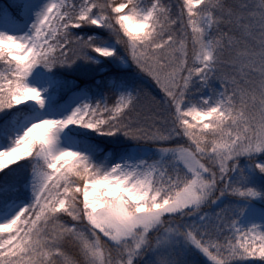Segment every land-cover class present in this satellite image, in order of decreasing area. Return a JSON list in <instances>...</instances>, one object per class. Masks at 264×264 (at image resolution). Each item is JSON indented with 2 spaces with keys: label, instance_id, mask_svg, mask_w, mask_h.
<instances>
[{
  "label": "snow or ice",
  "instance_id": "6c2138e0",
  "mask_svg": "<svg viewBox=\"0 0 264 264\" xmlns=\"http://www.w3.org/2000/svg\"><path fill=\"white\" fill-rule=\"evenodd\" d=\"M0 264H264V0L0 2Z\"/></svg>",
  "mask_w": 264,
  "mask_h": 264
},
{
  "label": "trees",
  "instance_id": "16d2710c",
  "mask_svg": "<svg viewBox=\"0 0 264 264\" xmlns=\"http://www.w3.org/2000/svg\"><path fill=\"white\" fill-rule=\"evenodd\" d=\"M0 2H7V0H0Z\"/></svg>",
  "mask_w": 264,
  "mask_h": 264
}]
</instances>
